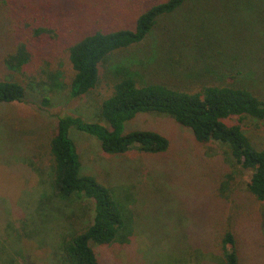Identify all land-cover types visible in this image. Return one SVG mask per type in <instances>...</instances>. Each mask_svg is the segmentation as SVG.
Instances as JSON below:
<instances>
[{
    "label": "rangeland",
    "instance_id": "obj_1",
    "mask_svg": "<svg viewBox=\"0 0 264 264\" xmlns=\"http://www.w3.org/2000/svg\"><path fill=\"white\" fill-rule=\"evenodd\" d=\"M160 1L0 0V79L11 77L26 89L21 101L0 102V239L13 255L24 254L28 264H65L64 241L91 223V199H61L52 192L46 144L61 115L104 123L99 118L101 98L109 94L108 84L123 66L143 83L184 87L241 80L264 97V45L258 44L264 38V0H186L141 42L110 57L93 90L68 98L70 43L95 30L132 28L142 10ZM214 8L224 16L219 18ZM40 28L49 31L33 30ZM197 35L203 36L198 49L193 46ZM20 42L31 60L11 72L4 59ZM222 45L228 46L225 54L211 55ZM42 70L58 74L63 87L29 85L35 76L49 81ZM255 121L246 120L245 131L261 145L264 122ZM137 129L163 134L168 149L106 155L96 137L75 126L68 129L80 174L92 175L111 189L126 224L123 240L92 245L98 260L190 264L204 254L199 245L215 248L219 234L229 227L240 239L242 264H264V203L247 191L249 174L239 176L227 200L218 195L222 175L231 167L227 148L217 141L199 143L188 127L164 113H140L124 123V132Z\"/></svg>",
    "mask_w": 264,
    "mask_h": 264
},
{
    "label": "trees",
    "instance_id": "obj_2",
    "mask_svg": "<svg viewBox=\"0 0 264 264\" xmlns=\"http://www.w3.org/2000/svg\"><path fill=\"white\" fill-rule=\"evenodd\" d=\"M185 1L163 0L153 3L138 14L132 28L95 30L70 43L67 50L72 74L68 83V98L81 97L93 90L99 82L103 64L110 57L141 42L163 16L175 12ZM213 12L219 14V18L224 16L223 10L214 8ZM33 30L36 33L49 31L42 28ZM202 38L201 35L195 36V48L198 49ZM205 39L209 41L208 35ZM263 39H258L260 46L264 45ZM225 47L228 46L216 48V52L211 55L225 54ZM15 48L4 59V63L10 65L7 68L11 72L21 71L31 60L25 43L20 42ZM231 63L235 67L236 60ZM117 72L119 76L108 84L109 94L101 98L99 118L104 123L64 114L58 117L54 131L47 140L46 155L52 165L51 190L54 195L61 199L78 197L93 202L91 223L64 241L65 264H102L92 245H110L118 239L123 240L122 233L126 232L122 208L111 189L92 175L80 174L79 156L68 136L70 126L96 137L106 155L126 154L132 150L139 153H162L169 147V140L163 134L149 129L124 132L123 127L126 121L140 113L168 114L177 123L188 127L199 143L217 141L227 148L231 167L230 171L227 169L222 175L225 179L218 190L220 198L227 200L237 188L235 185L239 176L246 172L249 174L247 191L255 200L264 203V143H254L245 131V121L248 119L256 120L257 125L264 122L263 96L241 80L203 81L184 87H171L163 82H140L135 79L129 67L123 66ZM229 72L232 76L231 70ZM43 73L48 74V82L39 81L35 76L29 85H42L47 90L63 87L58 74ZM25 92V86L20 81L11 77L0 79V102L21 101ZM44 102L47 103L48 98H44ZM199 247L204 254L197 256L190 264H203L205 261L212 264L243 262L240 239L232 228H224L215 248ZM20 263L28 264L26 256L13 255L0 239V264Z\"/></svg>",
    "mask_w": 264,
    "mask_h": 264
}]
</instances>
